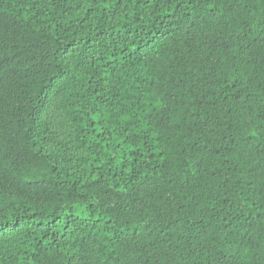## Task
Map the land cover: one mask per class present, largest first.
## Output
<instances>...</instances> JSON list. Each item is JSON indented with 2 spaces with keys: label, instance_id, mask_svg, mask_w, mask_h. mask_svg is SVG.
<instances>
[{
  "label": "trees",
  "instance_id": "obj_1",
  "mask_svg": "<svg viewBox=\"0 0 264 264\" xmlns=\"http://www.w3.org/2000/svg\"><path fill=\"white\" fill-rule=\"evenodd\" d=\"M0 264H264V0H0Z\"/></svg>",
  "mask_w": 264,
  "mask_h": 264
}]
</instances>
